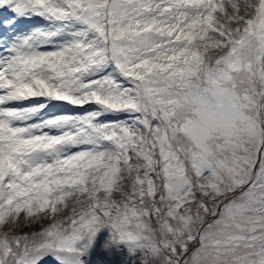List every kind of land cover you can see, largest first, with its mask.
I'll return each mask as SVG.
<instances>
[{
  "label": "snow or ice",
  "instance_id": "1",
  "mask_svg": "<svg viewBox=\"0 0 264 264\" xmlns=\"http://www.w3.org/2000/svg\"><path fill=\"white\" fill-rule=\"evenodd\" d=\"M103 230L264 264V0H0V264H88Z\"/></svg>",
  "mask_w": 264,
  "mask_h": 264
},
{
  "label": "rangeland",
  "instance_id": "2",
  "mask_svg": "<svg viewBox=\"0 0 264 264\" xmlns=\"http://www.w3.org/2000/svg\"><path fill=\"white\" fill-rule=\"evenodd\" d=\"M109 239V232L107 230H103L96 239L95 247L91 252V258L88 259V264H102V262L111 261L113 259L120 261V264H132L131 259L128 257V253L121 246L119 251L115 248L112 249L110 253H105L103 251L104 244ZM42 264H55V261L51 259V257L47 258Z\"/></svg>",
  "mask_w": 264,
  "mask_h": 264
}]
</instances>
